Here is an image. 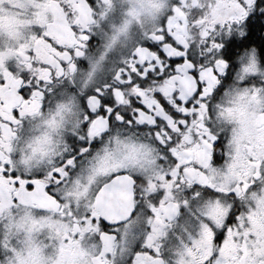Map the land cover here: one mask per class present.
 <instances>
[{
  "label": "snow or ice",
  "instance_id": "obj_1",
  "mask_svg": "<svg viewBox=\"0 0 264 264\" xmlns=\"http://www.w3.org/2000/svg\"><path fill=\"white\" fill-rule=\"evenodd\" d=\"M0 264H264V0H0Z\"/></svg>",
  "mask_w": 264,
  "mask_h": 264
}]
</instances>
